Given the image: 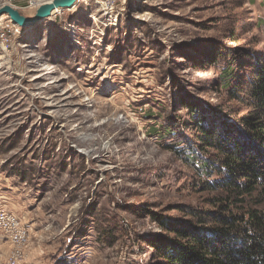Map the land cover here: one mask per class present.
I'll return each instance as SVG.
<instances>
[{
    "label": "rangeland",
    "instance_id": "rangeland-1",
    "mask_svg": "<svg viewBox=\"0 0 264 264\" xmlns=\"http://www.w3.org/2000/svg\"><path fill=\"white\" fill-rule=\"evenodd\" d=\"M47 1L0 7L32 17ZM104 1L28 28L0 17V210L29 229L18 246L0 234V264H151L154 215L208 209L178 138L151 131L189 120L184 97L229 110L218 76L232 54L264 53V0Z\"/></svg>",
    "mask_w": 264,
    "mask_h": 264
},
{
    "label": "trees",
    "instance_id": "trees-1",
    "mask_svg": "<svg viewBox=\"0 0 264 264\" xmlns=\"http://www.w3.org/2000/svg\"><path fill=\"white\" fill-rule=\"evenodd\" d=\"M238 52L218 76L229 110L219 114L217 105L184 97L179 105L189 120L171 116L164 136L151 131L161 140L178 138L169 148L192 166L202 180L195 188L208 195L206 210L179 205L178 217L153 216L160 231L143 241L153 250L151 264H264V53ZM185 129L193 135L190 146Z\"/></svg>",
    "mask_w": 264,
    "mask_h": 264
},
{
    "label": "built area",
    "instance_id": "built-area-1",
    "mask_svg": "<svg viewBox=\"0 0 264 264\" xmlns=\"http://www.w3.org/2000/svg\"><path fill=\"white\" fill-rule=\"evenodd\" d=\"M103 4L105 11H107L108 13H113L114 11L113 0H105ZM9 24L15 25L10 20H9ZM20 29L18 30L20 31ZM18 30L16 33H19ZM7 43H8V39L5 38L4 34H1L0 48L6 49ZM0 234L4 238L9 240L10 243L15 244V246H18L21 245L26 240V238L28 239L29 229L24 224H22V222L16 215L6 212L5 210H0ZM15 253L18 254L17 251ZM8 264H18V261L13 259Z\"/></svg>",
    "mask_w": 264,
    "mask_h": 264
},
{
    "label": "water",
    "instance_id": "water-1",
    "mask_svg": "<svg viewBox=\"0 0 264 264\" xmlns=\"http://www.w3.org/2000/svg\"><path fill=\"white\" fill-rule=\"evenodd\" d=\"M75 3H77L76 0H49L41 4L32 17H24L18 10L9 5H3L0 7V17L4 15L18 27L28 28L50 18L54 12L72 9Z\"/></svg>",
    "mask_w": 264,
    "mask_h": 264
},
{
    "label": "bare ground",
    "instance_id": "bare-ground-1",
    "mask_svg": "<svg viewBox=\"0 0 264 264\" xmlns=\"http://www.w3.org/2000/svg\"><path fill=\"white\" fill-rule=\"evenodd\" d=\"M83 0H76L77 3H81ZM2 18V17H1Z\"/></svg>",
    "mask_w": 264,
    "mask_h": 264
}]
</instances>
